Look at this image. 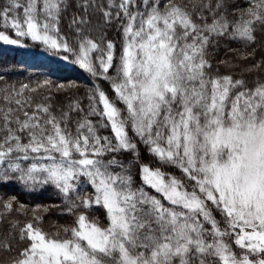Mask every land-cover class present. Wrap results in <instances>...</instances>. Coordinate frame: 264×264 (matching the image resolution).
Masks as SVG:
<instances>
[{"label": "snow or ice", "instance_id": "obj_1", "mask_svg": "<svg viewBox=\"0 0 264 264\" xmlns=\"http://www.w3.org/2000/svg\"><path fill=\"white\" fill-rule=\"evenodd\" d=\"M0 46V264H264V0H0Z\"/></svg>", "mask_w": 264, "mask_h": 264}, {"label": "trees", "instance_id": "obj_2", "mask_svg": "<svg viewBox=\"0 0 264 264\" xmlns=\"http://www.w3.org/2000/svg\"><path fill=\"white\" fill-rule=\"evenodd\" d=\"M12 46H0V51H2L4 53V56L8 59V60H12L13 58L17 59V60H22L23 57H19L16 56V54L14 52H11L9 49ZM38 69H29L28 72H34L37 71ZM28 72H21L20 73V79H23L25 77H27ZM66 76L68 79H78V77L80 76L79 73H73V72H68L66 73ZM11 191H13L15 194H18L20 196V199L24 202H28L29 200L35 201V202H46L44 199V196H40V195H33V196H28L22 192H19L16 189H11ZM50 219H58L57 217H51ZM61 223H63L64 221L61 219L60 220ZM48 225V220L45 221V227H47Z\"/></svg>", "mask_w": 264, "mask_h": 264}]
</instances>
